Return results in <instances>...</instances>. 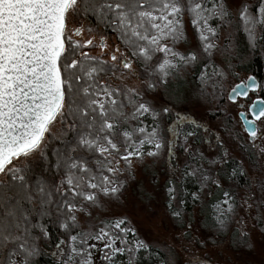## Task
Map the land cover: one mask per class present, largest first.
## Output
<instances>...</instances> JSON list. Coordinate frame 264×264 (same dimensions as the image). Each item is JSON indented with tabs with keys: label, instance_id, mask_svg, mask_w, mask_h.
<instances>
[{
	"label": "snow or ice",
	"instance_id": "snow-or-ice-1",
	"mask_svg": "<svg viewBox=\"0 0 264 264\" xmlns=\"http://www.w3.org/2000/svg\"><path fill=\"white\" fill-rule=\"evenodd\" d=\"M257 55L264 0H0V264H264Z\"/></svg>",
	"mask_w": 264,
	"mask_h": 264
},
{
	"label": "rangeland",
	"instance_id": "rangeland-1",
	"mask_svg": "<svg viewBox=\"0 0 264 264\" xmlns=\"http://www.w3.org/2000/svg\"><path fill=\"white\" fill-rule=\"evenodd\" d=\"M256 69L257 70H256L255 74H250V73H247V72L240 71V76L256 75L259 78L260 81L264 82V69L262 70L261 74H260V71H259L260 69L259 68H256ZM238 82H240V79H239V81H235V83H238ZM253 99H255V94L250 95L248 102L251 103V101ZM153 200H154V203H155V209L157 211L163 213V211H164V197H163V189L162 188H158L156 190V192L153 193ZM142 231H144L145 234H147L146 229H142ZM220 258L221 259H225V258L231 259V257H224L222 253L220 254ZM237 258L238 259H248V257L243 256L242 254H238Z\"/></svg>",
	"mask_w": 264,
	"mask_h": 264
},
{
	"label": "trees",
	"instance_id": "trees-1",
	"mask_svg": "<svg viewBox=\"0 0 264 264\" xmlns=\"http://www.w3.org/2000/svg\"><path fill=\"white\" fill-rule=\"evenodd\" d=\"M246 44L247 40L246 37L241 36L240 37V49L242 52H246ZM256 68H259L260 74L262 70L264 69V56L257 55L255 57L250 58L249 60L245 61L244 65L242 66L241 70L242 72H247L250 74H255ZM239 77H235L233 80V83L235 81H239ZM189 213H191V206L188 207Z\"/></svg>",
	"mask_w": 264,
	"mask_h": 264
},
{
	"label": "flooded vegetation",
	"instance_id": "flooded-vegetation-1",
	"mask_svg": "<svg viewBox=\"0 0 264 264\" xmlns=\"http://www.w3.org/2000/svg\"><path fill=\"white\" fill-rule=\"evenodd\" d=\"M256 76V75H255ZM257 77V76H256ZM258 78V77H257ZM259 79V78H258ZM250 97V96H249Z\"/></svg>",
	"mask_w": 264,
	"mask_h": 264
},
{
	"label": "water",
	"instance_id": "water-1",
	"mask_svg": "<svg viewBox=\"0 0 264 264\" xmlns=\"http://www.w3.org/2000/svg\"><path fill=\"white\" fill-rule=\"evenodd\" d=\"M258 79V78H257ZM259 80V79H258Z\"/></svg>",
	"mask_w": 264,
	"mask_h": 264
}]
</instances>
